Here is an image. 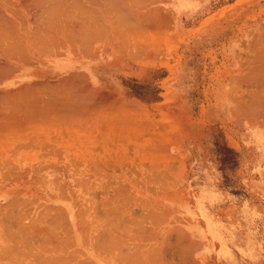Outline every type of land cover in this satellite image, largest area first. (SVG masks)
<instances>
[{"label":"bare ground","instance_id":"bare-ground-1","mask_svg":"<svg viewBox=\"0 0 264 264\" xmlns=\"http://www.w3.org/2000/svg\"><path fill=\"white\" fill-rule=\"evenodd\" d=\"M155 1L156 0H154V2ZM151 3H153V0ZM184 3L185 2H181L180 4H176V5H179V8H183V6H185ZM149 5H150V0H0V152L10 154L11 156L10 159L4 160L5 162H0V174H2L3 176L4 173L7 172L8 176H11L10 172L13 173V176H16L17 186L26 187L27 189L31 188L32 182H33L32 183L33 185L39 186L40 188L41 187L47 188L48 186L55 187L57 185H60V188H61V186L63 185L62 187H64V189L69 188L71 190L69 192L71 195H74L77 192L78 194L81 195L79 197V200L76 198L77 203L81 201V199L83 198H84L83 200L86 199L81 194V190H84L86 188L92 191L94 190V192L95 190H100L102 192V190H107V189L112 190L113 189L112 192L114 193L111 194V196L108 192L109 194V195L107 194L108 197L105 196L106 197L105 199L104 198L102 199L101 197V200H98V201H97L95 193H91L90 195L87 194L89 197L85 201L89 202L88 203L89 207L87 210L85 209L86 213H83L84 210L83 211L81 209L78 210V212L82 211L83 214H81L82 216L81 219L84 222L88 218L89 210H90L89 208H91L93 212V216H96V218L93 217V219L94 218L96 219L98 227L104 226L107 229H110L109 227L112 224L114 226V223H117V222L118 224L120 223L123 217L122 216V214L124 213L123 211L126 209L125 208L127 205L126 203L136 202L140 200L139 195L142 192H139L138 190H139L141 182L139 181L140 184H138L139 183L138 180L134 179L131 181V180L125 179V177L127 178L130 175L131 177L136 176L137 178V176H143V175L147 176L148 175L144 183L153 179L152 181L155 183L154 184L156 185L155 187H159L158 189H160L161 187L160 190H162L163 192H165V188L163 186L165 187L168 186L170 189H172L176 187L177 185L176 177H175L176 174L173 171L174 168L172 166V163L169 161V156L166 155L168 152L167 151L168 145L166 143L164 144L163 140L162 142L160 141V138L162 139V137L167 138L165 137V135H167L168 133L164 132V130L169 131L170 127L168 129L167 128L164 129L162 126L166 124L163 123L164 125H161V122H160L161 126H158V127L159 129L160 127H162V130L164 129L163 130L164 133H162V131L158 132L157 128H155L157 125L155 126V124L158 123L159 121L156 123L153 122L154 119L151 121L150 120L151 115L145 113L146 111H144L142 107L138 103H136V101H132V100L127 101L126 95L122 94L118 96L116 95V93L111 92L112 90H110V86L108 83L109 76L112 75L113 73L117 74L122 68L120 66L121 65L123 66L125 62H132V63L137 62L138 63L139 59H143L145 57L148 59V57L150 56L153 57V55L156 53V52L154 53V50L155 51L156 49H159V50L161 49V51L163 50L162 49L163 47L161 48V45H159L160 43H158L159 41H156L157 39H160L158 38L159 36L157 37V39H156V36L155 37L152 36V42L149 43L150 42L149 40H151V38H148L150 34L149 33L150 28H156L159 23L157 21L158 19H156L153 15L152 7H149ZM164 22L166 25L165 28L166 27L168 28V24H166L167 20ZM261 23L264 24V22H261ZM161 25L159 24V26ZM128 34L131 36L130 40H132V43L127 45L128 37H130ZM242 46L244 45L242 44ZM246 47L247 49L250 50V53L248 54L247 57H246V54H245V57L241 55L242 57L246 59L238 63V64H243L242 65L243 67L241 66L239 67L240 68L239 69L234 66V63L231 62L234 67L225 68L223 72L225 76L222 78L223 80L226 77L225 80H228V83L225 84L224 87H229V88L231 87L232 89L235 88V86L240 85L241 82L247 84L245 85V86H248L246 88L244 85H243L244 87L241 86L242 88H245L246 94H243V95H246V97L244 98L243 95L235 96L232 93V91H227V92L225 91L224 93L223 92L221 93L220 103L222 104V108L225 111V113L231 114V116L238 115V117L243 118V119L246 118L248 121L249 119L252 120L251 118H254L253 120L256 119V121H260V120L264 121V27L254 28L251 36L249 37L248 43L246 44ZM159 52L157 50L158 54ZM220 91H221V87H220ZM9 140L15 141V144L17 147L16 150L9 149L11 150L9 151L6 149L12 143L11 144L9 143L10 145L8 146H2V144L7 145L8 144L7 142ZM38 144L44 145V148H42L40 145L39 149H41V151L42 149H44L45 151H42V152L38 151L34 153L33 155H29L28 151H30L31 149H34V147ZM13 147L12 149H15ZM37 148L38 147H36L34 150H36ZM127 149L128 151H126ZM129 150L130 151L132 150V153L134 155L139 156V157L141 156V159L143 160L146 158L144 161L148 163V165L145 163L147 167L138 168V167H134L131 164L132 166L131 165L130 166L134 168H130L128 167V165H125L126 168H130L128 169V171L130 172H125L123 168V164L121 162L124 159H126L125 151L129 152ZM132 158H134V156ZM52 159L55 160L54 163H51ZM141 159L139 160L141 161ZM133 161L135 162L134 159L132 160V162ZM135 164L137 165V163ZM140 165H143V163ZM31 176L35 178V179H32V182L30 180ZM111 176H116V178H118L119 180L109 181V179L107 178ZM139 178L141 180V177ZM142 178H145V177H142ZM34 181L35 182L37 181V184L34 183ZM150 187L147 188L145 186V191L146 189L149 190ZM130 189H137V191L135 190L136 193H133V191ZM128 191L131 192L133 195L132 196H130V194L128 195L127 194ZM104 192L106 193V191ZM152 192L154 193L153 187H152ZM152 192H149V193L151 194ZM166 192L167 193H163V194L169 193V196L166 195L168 198L172 196L170 195L172 192L170 191L169 192L166 191ZM158 193L156 192L157 196L161 197L162 193H160V195H158ZM99 194L101 193L99 192ZM61 198H64V197H61ZM65 198L67 199V197ZM165 199L167 198L165 197ZM141 200L138 202H140V204L142 205L143 203H145L146 200L145 201L142 200L143 203H141ZM174 201H175V198H174ZM99 202L102 204L101 207H105L103 212L100 209L101 213H99L98 207L96 208L97 203ZM147 202H150V201H146V203ZM179 202H182V200H180ZM81 204L83 205V203ZM140 204L139 203L135 204V206L136 205L139 206ZM157 204H159V201L158 203L156 201L155 205ZM143 205L145 206L146 204H143ZM151 205L149 206L151 207ZM155 205H153L154 209L155 207L160 209L162 206L161 204H160L161 206L157 205L158 207ZM12 206L14 207L13 203H12ZM150 207L148 209L151 210ZM49 208L50 207H48L46 211L50 210ZM133 208L136 209L135 207ZM8 209H10V207ZM57 210L59 209L57 208ZM129 210L127 207V211ZM16 211L17 210H15V214H16ZM46 211H45V214L47 213ZM133 211L130 210V213H133ZM159 211H157V214L155 210L152 211V213L154 212L153 215L155 214L154 216L155 218L161 212L162 213L165 212L164 215L166 214V210L164 212L160 211V213ZM3 212H7V209L6 211L4 210ZM59 212H62V211L59 210ZM152 213L150 212L149 219H150V216L152 218V215H151ZM8 214L4 213L5 216L6 215L8 216ZM48 214L49 212L45 216L47 218V221L50 220V217L49 219L47 217ZM60 214H57V215H60ZM39 215L40 216L38 217H41L40 213ZM124 215L126 216L125 213ZM131 215H128V216H131ZM62 216H65L64 213L62 214ZM59 217H61V215ZM136 218L138 217L136 216ZM141 218L140 220H143ZM161 218H163V215L161 216ZM8 219H10V217ZM57 219L58 218H56V220ZM23 220H25V218ZM134 220H135V216H134ZM145 221L143 222L144 224H145ZM161 221H164V220H161ZM13 222H10V224ZM16 222L20 223L19 221H16ZM32 222H36V220ZM42 222H44V220ZM66 222L67 220L65 219V223ZM79 222L76 224L81 225ZM126 222H124V224ZM127 224L129 223L127 222ZM133 224L136 225L134 221H133ZM1 225L2 226L4 225L3 222L1 223ZM15 225H16L15 226L16 228L17 226H19V224H15ZM21 225L19 226V228L21 227ZM54 225L55 224H52V226ZM85 225L87 226L88 224L86 223ZM125 225L121 224L120 228H122L123 226L125 227ZM86 226H84L85 229H86ZM44 227L45 229L47 228L46 226ZM44 227H40V228L42 229ZM139 227L140 226H138V228ZM40 228L38 227L37 230ZM64 228H62V230H66L67 225H66V229ZM9 229L10 228H8V230ZM142 229H143V226H142ZM67 230H68V233L71 232L69 230V227ZM140 230H139V233H141ZM171 230H169V234L171 233L170 232ZM46 231L44 230V232ZM122 231L124 232L125 235L128 232L126 229L121 230V232ZM172 231H174V229ZM16 232H18V230H16ZM26 232L25 234H27ZM44 232L42 230V232H39V233L45 234ZM79 232L81 231L79 230ZM112 232H115V230L113 229ZM174 232L178 234L179 229ZM68 233H66V235ZM105 233L107 232L105 231ZM115 233L119 234L117 231ZM139 233L137 234L139 235ZM43 234H41V236H43ZM46 234L48 235L49 233L46 232ZM81 234H85V233L82 232ZM100 234L102 233L100 232L99 235ZM108 234H110L109 231H108ZM131 234H129L128 236L129 238L134 236V235L131 236ZM137 234L135 235L136 237H137ZM142 234L144 233H141V235ZM52 235L56 236V234H52ZM10 236L12 235L10 234ZM49 236L51 237L50 234L48 235V237ZM83 236L86 237V234ZM176 236L178 238L175 237V239L177 238L180 242L182 241V239L185 240L186 238V237H183L184 235L183 236L180 235L183 237V238L180 237L182 238L180 240L179 236L178 235ZM95 237L97 238L98 236H94L93 238ZM116 237H117L116 239H118L117 235ZM136 237H135V240H138V238L136 239ZM164 237L165 236H163L162 240L164 239ZM7 238L9 239V242H10L9 236H7ZM54 238L55 237H53L52 239ZM99 238L97 239L99 240ZM114 238H115V235H114ZM16 239H18V237H16ZM97 239H96V242H97ZM109 239H112L111 236ZM109 239L107 238L108 244L113 242V241L109 242ZM139 239H142V238H139ZM150 239L154 240V238L153 239L150 238ZM54 240H57V239L55 238ZM104 240L106 241V239ZM21 241H23V239ZM176 241L177 240H175L174 242ZM114 242L117 243V241H114ZM140 242H143V241H140ZM157 242H159V239L157 240ZM164 242L168 243L167 239ZM22 243L23 242H21V244ZM70 243H73V242H70ZM181 243L182 244L185 243L183 247H186L188 244L187 249L186 248L184 249L182 245L179 244L178 242V244L181 245L182 249L184 251L186 250L185 252L186 253L188 252L189 254L190 249L188 248L190 247L192 248L193 246L191 244V241H190V244L188 242L186 244V242L184 241H182ZM21 244L19 246H21ZM93 244L94 243H92V245ZM104 244L103 246L98 244L100 245L98 248L102 246L103 249L105 250L104 246L107 244L105 245ZM112 244L110 245L111 247H113ZM170 244H174L173 247L175 246V243L173 242ZM178 244L177 246H179ZM89 245H90L89 247H91V244ZM119 245L120 244L118 243L117 247H119ZM165 245L166 244H164V246ZM65 246H66V243H65ZM177 246H175L174 248L172 247V248L175 249ZM121 247L122 246H120V248ZM161 247L163 248V246ZM43 248H45V245ZM147 248H149V246ZM178 248L180 249V247ZM32 249L35 250V248H32ZM61 249H64V248H61ZM106 249L108 248L106 247ZM134 249H139V248L134 247ZM151 249L153 250V248ZM151 249L150 250L148 249L147 251L150 252L152 251ZM117 250L120 251L119 248ZM117 250L115 249V251ZM139 250L137 251V253L139 252ZM155 250H156L157 255L160 254L158 252H162V249H159L160 251L158 252H157V249ZM131 251L132 249L130 250V252ZM181 251L182 250H179L178 253H180ZM184 251H182L183 253L181 252L180 255L178 256H181L182 254L183 255L186 254L184 253ZM94 252L95 251H93V253ZM103 252L105 253V251ZM140 252H142V250ZM52 253H55V252H52ZM80 253L81 252H79V254ZM116 253L120 254L122 253V251L121 252L117 251ZM126 253L128 252L126 251ZM175 254H177L176 250H175ZM188 254L184 255V257L182 256V258L186 259L187 256H188L187 258H189L190 254L189 255ZM71 255H73V253ZM80 255L83 256L82 254ZM126 255L128 257V254ZM1 256L2 255H0V257ZM116 257L119 258L118 256ZM138 258L140 257L138 256L137 259ZM182 258H179V259L181 260ZM56 259L61 260L60 256H58V258ZM52 260L53 259L50 260L51 263H52ZM138 260L142 262L141 258ZM153 260H156V259H153ZM191 260L192 258L190 257L188 262ZM46 261H49V260H44L45 263H47ZM68 261L69 260H67V262ZM117 261H119V263L121 262L120 259H117ZM168 261L166 260L167 263ZM177 261H178V257H177L176 262ZM181 261L183 262L184 260H181ZM192 261L190 262L191 264H192ZM83 262H86V261H82V263ZM87 262L86 264H88ZM89 262L93 263L92 261H89ZM150 262H147V263H150ZM158 262L161 263L160 261ZM158 262H156V264ZM178 262L180 264H184V262L183 263H181L180 261ZM77 263H80V262H77ZM186 264H187V261H186Z\"/></svg>","mask_w":264,"mask_h":264},{"label":"crops","instance_id":"crops-1","mask_svg":"<svg viewBox=\"0 0 264 264\" xmlns=\"http://www.w3.org/2000/svg\"><path fill=\"white\" fill-rule=\"evenodd\" d=\"M194 1H199V0H194ZM208 1H212V0H208ZM222 29H223V32L228 31V32H232V33H235V32H233L234 29H240L239 32L249 34L248 35L249 37L251 36V34L254 30V28H222ZM248 40H244V41L239 42V43H242L244 45V46H242V44H241V46H240V48L243 50V52L240 53V57L242 60L246 59V58H244L245 54L247 57L248 54L250 53V50L247 49V47H246ZM204 43H205V41H202L201 45H204ZM226 43L228 44V48H229L228 54H231V50L238 49V47L235 46V44H234V46H232L233 42L227 41ZM244 50H246V51H244ZM235 54L236 53L233 52V57ZM241 55L244 57H242ZM251 119L253 120L254 118H251ZM252 120L249 119V121H248L246 118H245V120H243V118H242L241 120H238V121L235 120V121H224L223 122V121L215 120V121L208 122V125L206 126L207 131H206V133L202 134V137L200 140V148H201L200 149L201 152L199 155L200 156V159H199L200 160V169H199L200 170V174H199L200 183H199V185H191L190 184V185L186 186L190 189V191L188 190L186 192H188V193L189 192H191V193L195 192V195L193 197H191V199H187L184 202H178V201L173 202L171 200L161 201V200L152 199L149 195H146V196L144 195V199H142V200L143 201L146 200V201H150V202L146 203V201H145V203H143L141 198H140L141 203L146 204L145 206L143 204L141 205L140 202H138L140 200H138L136 202L126 203L127 204L125 207L126 209L123 211L126 214V216L122 212L123 213L122 214L123 220L121 219L119 224H118V222L114 223V226L112 224L109 227L110 229H107L104 226L98 227L96 219H95L96 216H93V212H92L91 208H89L90 210H89L88 218L86 219V221L82 222L81 211L78 212V210H80V207L76 205V201H75L74 197H70V195L66 196V193L64 191V187H62L63 185L61 186V188H60V185H57L55 187H50V186H48L47 188L32 187L30 189H27L26 187L17 186L16 176H13V173L10 172L11 176H8L7 172L4 173L3 176L0 175V211H1L0 215H2V216H0V218L2 217L1 218L2 220L0 219L1 220L0 225L2 222L4 224L3 226L2 225L0 226V255H2L0 257V259H1L0 264H35V263L36 264H50L51 259H53L51 264H58V263L62 264L63 261H64L63 264H65V263L66 264H80V263H82V261L87 262V260H88V262H87L88 264H123V262H124V264H126L127 262H128L127 264H129V262H130V264H132V263L137 264V262H138V264H141L142 262L144 264H146L147 262H150V261L151 262L147 263V264H153V263L156 264V262H158V261H160L161 263L158 262L157 264H169L170 262H171L170 264H174L177 260V257H178V261H180L181 263L184 262V264H186V261H187V264H189L192 260H193L192 264L193 263L194 264H264V124H263L264 121L260 120L261 121L260 122V121H256V119L253 121ZM221 129H223V132L221 131ZM0 153L2 154V156L0 154V157H1L0 162H5L4 160H8L11 157L10 154L2 153V152H0ZM191 158L193 159V152H191ZM143 176H145V175H143ZM147 176H145V177H147ZM7 180H9L10 182ZM152 180L146 182L147 184L146 185L144 184V186H146L147 188L150 186H151L150 188H152V187L154 188L156 185H154L155 183ZM8 183H10V184H8ZM58 189L60 192L58 191ZM199 189L201 190L202 193H204V198H202L200 201H195L194 197L196 196L197 191ZM175 190H176V187H174V191ZM15 195H17V196H15ZM48 196H49V198H48ZM43 197H45V198H43ZM50 197H52V198H50ZM61 197H64V198H61ZM65 197H67V199ZM11 198H13V199H11ZM33 199H35V200H33ZM42 199H44V200H42ZM148 199H150V200H148ZM13 200L15 201V203ZM73 201H75V202H73ZM156 201H157V203L159 201V204H157V205L158 206L162 205L161 206L162 209L161 208L159 209L156 207L154 209L153 205L156 204ZM11 202L14 204V207L12 206ZM138 203L140 205L135 206V204H138ZM150 203L153 205H151ZM7 204L8 205L10 204V205L8 206ZM149 205H151V207ZM157 205H155V206H157ZM146 206H147V208H146ZM5 207H7V208H5ZM9 207H10V209H8ZM42 207L45 209H43ZM48 207H50L49 208L50 210L46 211V209H48ZM127 207H128V210L129 209L131 211L134 210L133 213H130V210L127 211ZM133 207H135L137 210L134 209ZM149 207L151 208V210L148 209ZM57 208L62 212H59V210H57ZM182 208L185 209L184 212L181 211ZM3 209L5 211L7 209V212L9 214L7 212H3L4 211ZM141 209H143V210H141ZM15 210H17L16 214H15ZM153 210L156 211V214H157V211H159V210L163 211V212L166 210L167 215L166 214L164 215L165 212L164 213L161 212L162 213L161 214L159 211V213L161 215L158 213L159 215H157V217L155 218L154 217L155 214L153 215L154 212L152 213ZM45 211L47 213L49 212V214H48L49 216L47 215L48 219L50 217L49 221H47V218L45 217L47 214V213L45 214ZM126 211H127V213H126ZM54 212H56V213H54ZM77 212L80 214H78ZM150 212L152 213L151 214L152 218L150 216V219H149ZM4 213L8 214L10 219H8L9 217L7 215L5 216ZM39 213L41 214V217H38V216H40ZM43 213H44V215H43ZM63 213L65 216H62ZM134 213L135 214L137 213V214L135 215ZM57 214H60L63 219L61 217H59L60 215H57ZM128 215H131V216H128ZM145 215L147 216V218ZM162 215H163L164 219L161 218ZM4 216H5V218H4ZM54 216H56V217H54ZM77 216H78V218H77ZM134 216H135V220H134ZM136 216L138 218H136ZM6 217H7V219H6ZM93 217H95V218L93 219ZM139 217L140 218L143 217V218H141L143 220H140ZM14 218H15V220H14ZM18 218H20V219H18ZM24 218H25V220H23ZM36 218L37 219L39 218V219L37 220ZM56 218H58V219L56 220ZM154 218L156 221L154 220ZM65 219L67 220L66 223H65ZM145 219H146V221H145ZM160 219L164 220V221H161ZM4 220H5V222H4ZM10 220H12V221H10ZM31 220L32 221L36 220V222H32ZM43 220H44V222H42ZM61 220H63V221H61ZM77 220H79L80 222ZM132 220L134 221V223H136V225L133 224ZM16 221H19L20 223H18ZM50 221H52V222H50ZM126 221L129 224H127ZM144 221H145V224L143 223ZM157 221H159V222L161 221L160 224ZM8 222H9V224H8ZM10 222H13V223L10 224ZM56 222H57V224H56ZM78 222L81 225L82 224L83 225L81 226L79 224H76ZM124 222H126L125 223L126 225L124 224ZM86 223L88 224L87 226L85 225ZM15 224H19V226L21 224L22 225L20 228H19V226H17V228H16ZM52 224H55V225L52 226ZM115 224H116V226H115ZM121 224L125 225V227L123 226L124 228L123 227L122 228L124 230L126 229L128 231L127 233L125 232L126 235L124 234L123 231L121 232V230H123L122 228H120ZM66 225H67V229L69 227V230L71 231L70 233H68V230L66 229ZM44 226H46L47 228L45 229ZM51 226H52V228H51ZM84 226H86V229ZM126 226L128 229L126 228ZM138 226H140L141 228L140 227L138 228ZM142 226H143V229H142ZM38 227L39 228L44 227V228H42V229L40 228L37 230ZM112 227L115 230V232L117 231L119 234L112 232L113 231ZM129 227H130V229L131 228L132 229L130 230ZM8 228H10V229L8 230ZM26 228H27V230H26ZM54 228L55 229L57 228V229L55 230ZM62 228L66 229V230H62ZM172 228L174 229V231L179 229V233L177 234L176 232L172 231L173 230ZM15 229L18 230V232H16ZM42 230H43V232H44V230L45 231L47 230L46 232H48L52 238L55 237L57 240H54L55 238L52 239L50 236H49L50 237L49 238L48 237L49 234L47 235L46 232H44L45 234L39 233V232H42ZM79 230L81 232H79ZM104 230L107 233H105ZM132 230H133V232H132ZM137 230H138V232H137ZM139 230L141 233H144V234L141 235V233H139ZM144 230H145V232H144ZM169 230H171L170 234H169ZM65 231H66V233H68L67 235H66ZM92 231H94V232H92ZM99 231L102 234L104 233L106 235H104V234L99 235V233H100ZM108 231L110 234H108ZM166 231H167V233H166ZM25 232L27 234H25ZM56 232L58 233V235ZM82 232H84L86 234V237L83 236L85 234H81ZM136 232L139 233V235ZM10 234L12 236H10ZM28 234H30V235H28ZM41 234H43V236H41ZM52 234H56V236L55 235L53 236ZM129 234H131V236L132 235L135 236L137 234V237L136 236L135 237H136V239L138 238V240H135L134 236H132V237L130 236L131 238H129L128 237ZM147 234H149V235H147ZM179 234L182 236L184 235L183 237H186L185 240L182 239L183 237L180 236ZM45 235H47V236H45ZM114 235H115V238H114ZM116 235L118 236V239H116L117 238ZM176 235H178L179 238L182 237V238H180V240L182 239V241L186 242V244H187V242L190 244V241H191V244L193 246L191 248L190 247L191 245H190L189 246L190 248H188V249H190L189 254H190V257L192 258L191 261L188 262V260L190 258V257L187 258L188 256L187 257L185 256L186 259L182 258V256L184 257V255H187L188 252L186 253L185 252L186 250L184 251L182 249V247L184 246L185 243L182 244L181 243L182 241L180 242L177 239L178 237ZM7 236H9L10 242H9V239L7 238ZM67 236H69V237H67ZM92 236L93 237L98 236L97 238L100 237L99 240L100 239L101 240L99 241L96 237L93 238ZM110 236L112 239H109ZM147 236H148V238L149 237L152 239L154 238V240H151L150 238L148 239ZM163 236H165V237L162 240ZM16 237H18V239H16ZM175 237H177V238L175 239ZM6 238H7V240H6ZM84 238H86V239H84ZM107 238L109 239V242L117 241V243L111 242L108 244ZM139 238H142V239H139ZM22 239H23V241H21ZM58 239H60L61 241ZM96 239H97V242H96ZM104 239H106V241ZM158 239H159V242H157ZM166 239H167L168 243L164 242V241H166ZM173 239L177 240L179 242V244L182 245V247H181V245L178 244L177 241L174 242L175 240H173ZM44 240H45V242H44ZM120 240H122L123 243ZM20 241L23 242L24 244L23 243L21 244ZM118 241H120L121 243ZM140 241H143V242H140ZM70 242H73V243H70ZM103 242L107 245H105ZM172 242L175 243V246H177V244L179 246H177L175 249H173L175 246L173 247L174 244H170ZM65 243H66V246H65ZM92 243H94V244L92 245ZM118 243L120 244L119 247H117ZM126 243H128V244L130 243V244L128 245ZM20 244H21V246H19ZM42 244H43V246H42ZM89 244H91V247H89L90 246ZM98 244H100L102 246L104 244L105 250L103 249L102 246H101L102 248L101 247L98 248L100 246ZM111 244L113 245V247L116 250L119 248L120 251L119 250H117V251L118 252L122 251V253H120V254L116 253L117 251H115V249L110 246ZM164 244H166V245L164 246ZM44 245H45V248H43ZM156 245H158L159 247ZM160 245L163 246V248ZM120 246H122V247L124 246L123 247L124 249L122 247L120 248ZM139 246L141 247V249ZM148 246H149V248H147ZM46 247L49 249H47ZM51 247H52V249H51ZM106 247L108 249H106ZM134 247L135 248L138 247L140 250L134 249ZM157 247L159 249H162V252H158L160 250ZM178 247H180V249ZM187 247H188V244L186 247H183V248L187 249ZM25 248H27V249H25ZM30 248H31V250H30ZM32 248H35V250ZM61 248H64V249H61ZM79 248H80V250H79ZM145 248H147V249H145ZM151 248H153V250ZM154 248L157 249V252L160 254L157 255L156 250ZM96 249H98V250H96ZM125 249H127V250H125ZM129 249L130 250L132 249L131 252H133V253H131ZM148 249L149 250L151 249L152 251L149 252V251H147ZM5 250L6 251L8 250V251L6 252ZM26 250H27V252H26ZM138 250H139V252L137 253ZM141 250H142V252H140ZM175 250H176L177 254H175ZM179 250L184 251V253H186V254H184V255L182 254L181 256H178L182 252L181 251L180 253H178ZM13 251H14V253H13ZM16 251H18V252H16ZM50 251L55 252V253H52ZM93 251H95L94 252L95 254L93 253ZM103 251H105L106 254ZM126 251L128 253H126ZM9 252H11V253H9ZM20 252H22V253H20ZM36 252H37V254H36ZM79 252H81L80 254H82L83 256H81L79 254ZM129 252H130V254H129ZM148 252H149V254H148ZM33 253H35L36 256ZM72 253H73V255H71ZM125 253L128 254V257ZM144 253H146V254H144ZM151 253H152V255H151ZM153 253L155 256L153 255ZM66 254H68L70 257ZM9 255H10V257H9ZM11 255H12V257H11ZM29 255H30V257H29ZM113 255H115V256H113ZM145 255H147L148 257ZM161 255L162 256L164 255L163 258ZM51 256L54 257L55 259L52 258ZM58 256H60L61 260L56 259V258H58ZM65 256H66V258H65ZM116 256H118L119 258H117ZM132 256L135 258H133ZM138 256L141 258L142 262L140 260H138L140 258L137 259ZM67 257H68V259H67ZM76 257H78V258H76ZM42 258H44V259H42ZM116 258L120 259L121 262L119 263V261H117ZM158 258H160V259H158ZM179 258H182L181 260H184V261L182 262ZM33 259H34V261H33ZM153 259H156V260H153ZM37 260H39V261H37ZM44 260H49V261H46L47 263H45ZM54 260H56L57 262ZM67 260H69L70 262L69 261L67 262ZM146 260H147V262H146ZM166 260L167 261L169 260L168 263L166 262ZM10 261H12V262H10ZM35 261H37V262H35ZM89 261H92L93 263H91ZM77 262H80V263H77ZM86 262H83L82 264H86ZM164 262H166V263H164ZM177 262L175 264H180L179 262L178 263Z\"/></svg>","mask_w":264,"mask_h":264},{"label":"rangeland","instance_id":"rangeland-1","mask_svg":"<svg viewBox=\"0 0 264 264\" xmlns=\"http://www.w3.org/2000/svg\"><path fill=\"white\" fill-rule=\"evenodd\" d=\"M151 2L152 0H150L149 7H152L153 15L158 19L157 21L159 23L156 28H150L148 38H151V40H149V43L152 42V36H156V39L159 36L158 38L160 39L156 41H159L158 43H160L159 45H161V48L163 47V50H154V53L156 52L154 54L155 56L153 55L154 58L152 56L148 57V59L145 57L139 59L138 63L125 62L123 66H120L122 68L117 74L113 73L109 76L108 83L110 90H112L111 92L116 93L118 96L122 94L126 95L127 101H136V103L146 111L145 113L151 115V121L153 119L154 123L159 121L155 124V126L157 125L155 128H157L158 132L162 131V133H168L167 135L169 136L165 135L167 138L162 136V139L159 138L161 142L163 140L164 144L166 143L168 145L167 151L169 153L167 152L166 155L169 156V161L174 168L173 171L176 174L177 185L175 191L174 188L170 189L168 186L165 187L162 185L165 188V192L160 190L161 187L160 189H158L159 187H155L153 188V193L152 188L149 189L150 191L148 189L145 191V186L142 185L147 184L146 182L144 183L147 177L137 176L136 178V176L131 177L129 175L127 178L125 177V179L131 181L136 179L138 182H141V184L140 182L138 183L140 184L138 191L142 192L139 195V199H144V195H149L152 199L156 200L165 201L169 199L174 201L175 198V201L179 202L182 200V202H184L195 195V192H186L188 190L190 191L186 186L190 184L199 185L200 183V140L202 134L207 131L206 126L208 122L215 120L223 122L238 121L242 119L238 117V115L231 116V114L225 113L220 100L221 93L225 91H232L235 96L246 94L245 88L248 86L245 85L247 84L242 82L240 84L239 82L240 85L232 89L231 87H224V85L228 83V80H225L226 77L223 80L222 78L225 76L223 73L225 68L234 66L239 68L243 65L238 64L240 61H243L240 57V53H242L243 50L240 48L241 44L239 42L248 40L249 34L239 32L240 29H234L233 32L235 33L228 31L223 32L222 28L264 27V24L261 23L264 22V0H156L155 2L153 0V3ZM181 2H185L183 8H179V5H176ZM166 20L168 28H165L166 25L164 21ZM159 24H162V27L159 26ZM130 38L131 36L128 37L127 45L132 43ZM202 41H205L204 45H201ZM227 41L233 42L232 46L235 44L238 49L231 50V54H228L229 48L226 43ZM157 50L158 52L160 51L161 54L160 52L158 54ZM233 52L236 53L234 57ZM231 62L234 63V66ZM243 85L245 88H242L244 87ZM243 97L245 98L246 95H243ZM160 122L161 125L166 124L162 126L164 129L170 127L169 131L163 129V132L162 127L159 129L158 126H161ZM221 131L223 132V129H221ZM7 143V145L2 144V146H8L12 143L6 148L7 150L17 149L15 141L9 140ZM40 145L44 148V145ZM40 145H36L34 149L36 147L38 148L36 150L31 149L28 151V154L33 155L38 151H45L44 149H42V151L39 149ZM12 147L15 149H12ZM126 151H128V149ZM126 151V159L121 162L125 172H130L128 169L134 167H147L148 163L144 161L146 158L144 160L141 159V156L134 155L132 150H129V152ZM191 152H193V159L191 158ZM132 155L134 158H132ZM135 157L137 160L141 159V161H137ZM133 159L135 162H132ZM52 160L51 163H54L55 160ZM135 163H137V165ZM142 163L143 165H140ZM145 163L147 165H145ZM131 164L134 167H131ZM125 165H128L130 168H126ZM139 177H141L143 182ZM32 179L35 178L31 176V182ZM107 179H109V181L119 180L116 176H111ZM32 183L31 188L33 186L39 187ZM34 183L37 184V181H34ZM112 190L107 189L102 190V192L100 190H95L94 192V190L92 191L86 188L81 190V194L86 198L85 200H87L89 197L88 195L95 193L98 201L101 200V197L105 199V196L108 197L109 194L111 196V194L114 193ZM130 190H132L133 193L137 191V189ZM64 191L66 196H73L75 201L76 198L79 200L81 196L78 192L71 195L69 193L71 191L69 188L64 189ZM98 191L101 194H99ZM104 191H106V193ZM166 191L172 192L170 194L172 196L168 198L166 195L169 196V193L163 194L167 193ZM156 192L162 193L161 197L157 196ZM160 193H158V195H160ZM127 194H130V196L133 195L129 191ZM165 197L167 199H165ZM202 198H204V193L199 189L194 200L200 201ZM83 199L78 203L76 202V205L79 206L82 211L84 210L83 213H86L85 209H88L89 202ZM81 203H83V205ZM101 206L102 204L100 202L97 203L96 208L98 207L99 210H97L99 213H101V211L103 212L105 209V207ZM82 211L81 214H83ZM181 211L184 212L185 209L182 208Z\"/></svg>","mask_w":264,"mask_h":264}]
</instances>
